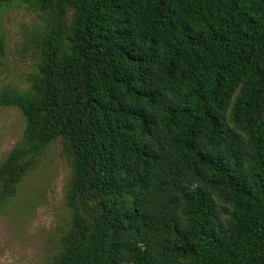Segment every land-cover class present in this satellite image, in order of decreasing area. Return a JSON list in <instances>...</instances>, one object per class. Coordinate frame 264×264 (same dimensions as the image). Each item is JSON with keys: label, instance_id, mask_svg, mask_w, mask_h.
Masks as SVG:
<instances>
[{"label": "trees", "instance_id": "16d2710c", "mask_svg": "<svg viewBox=\"0 0 264 264\" xmlns=\"http://www.w3.org/2000/svg\"><path fill=\"white\" fill-rule=\"evenodd\" d=\"M20 1L47 23L35 94L0 96L30 142L0 181L64 142L54 264H264V0Z\"/></svg>", "mask_w": 264, "mask_h": 264}, {"label": "rangeland", "instance_id": "374dc122", "mask_svg": "<svg viewBox=\"0 0 264 264\" xmlns=\"http://www.w3.org/2000/svg\"><path fill=\"white\" fill-rule=\"evenodd\" d=\"M47 23L38 8L20 0L0 13V96L36 92L41 66L37 36ZM27 120L16 106L0 105V169L12 153L26 155ZM57 140L42 145L40 158L21 181H0V264H54L73 233L69 187L74 159ZM10 190V191H9ZM94 205L83 203L90 217Z\"/></svg>", "mask_w": 264, "mask_h": 264}]
</instances>
